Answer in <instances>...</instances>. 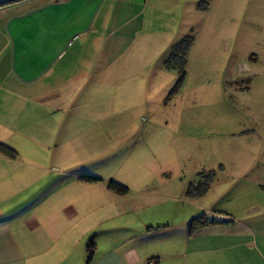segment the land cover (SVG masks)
<instances>
[{"label": "rangeland", "instance_id": "obj_1", "mask_svg": "<svg viewBox=\"0 0 264 264\" xmlns=\"http://www.w3.org/2000/svg\"><path fill=\"white\" fill-rule=\"evenodd\" d=\"M162 1L174 11L164 34L175 43L194 37L185 73L163 57L101 63L87 56L91 48L77 60L83 36L70 47L49 41L65 28L46 32L43 14L35 39L11 38L0 73L1 87L16 90L4 93V109L20 107L12 121L19 164L30 158L52 171L47 183L93 177L133 195L144 186L193 185L197 218L241 220L264 191V0ZM242 253L246 264H263L251 247L228 255Z\"/></svg>", "mask_w": 264, "mask_h": 264}, {"label": "crops", "instance_id": "obj_2", "mask_svg": "<svg viewBox=\"0 0 264 264\" xmlns=\"http://www.w3.org/2000/svg\"><path fill=\"white\" fill-rule=\"evenodd\" d=\"M164 5L162 0H144L142 5L139 0H26L7 5L0 8V60L11 38L17 44L21 38L37 37L38 16L43 14L46 32L56 25L65 28L60 40L51 34L49 41L70 47L77 44L76 33L83 36L81 50L73 52L77 60L91 48L87 56L99 57L101 63L146 62L151 56L163 57L165 63L176 43L164 34L163 24L174 21L173 9ZM143 15L144 23L134 25ZM161 37L164 43L158 42ZM3 81L0 73V146L17 153L13 137L19 127L12 121L20 107L4 109V93L12 96L16 90L2 88ZM27 161L21 166L18 154L13 158L0 151V264H246L245 253L228 255L245 247L264 264V191L256 190L247 217L233 220L210 211L214 219L229 221L192 233L195 211L201 209L193 185L144 186V193L133 195L128 188L124 193L84 178L72 186L52 184L45 179L52 171ZM91 239L95 248L89 261Z\"/></svg>", "mask_w": 264, "mask_h": 264}, {"label": "trees", "instance_id": "obj_3", "mask_svg": "<svg viewBox=\"0 0 264 264\" xmlns=\"http://www.w3.org/2000/svg\"><path fill=\"white\" fill-rule=\"evenodd\" d=\"M26 0H1L0 1V8L5 7L7 5H11V4H15V3H20ZM62 2L64 0H61ZM69 1V0H68ZM65 2V1H64ZM194 43V37L193 36H188L184 39H182L180 42L174 44V46L172 47V49L170 50V53L168 54V57L165 60V65L168 68H173L177 63L180 65L181 70L184 72L186 64H187V57L189 54V51L192 47ZM185 73V72H184ZM184 79V77L182 76L180 79V82ZM248 89V88H247ZM0 151L2 153H5L6 155H9L10 157H16L17 153L11 149H9L8 147L5 146H0ZM85 181L87 182H100L101 180L98 178H93V177H89V178H84ZM110 186L113 188H116L122 192H126L127 188L111 182ZM229 220L226 219L225 217H218L216 219H214L213 221H209L206 218V213L200 215L198 218H195L191 224V232H198L199 230L206 228L208 226L211 225H216V224H221L223 222H228ZM94 248H95V243H94V239L90 240V243L88 245V260H92L93 254H94Z\"/></svg>", "mask_w": 264, "mask_h": 264}, {"label": "built area", "instance_id": "obj_4", "mask_svg": "<svg viewBox=\"0 0 264 264\" xmlns=\"http://www.w3.org/2000/svg\"><path fill=\"white\" fill-rule=\"evenodd\" d=\"M64 1H68V0H64ZM149 264H156L155 261H150Z\"/></svg>", "mask_w": 264, "mask_h": 264}]
</instances>
